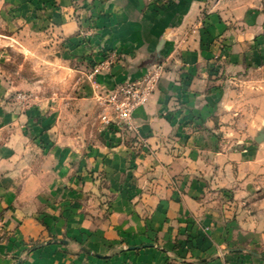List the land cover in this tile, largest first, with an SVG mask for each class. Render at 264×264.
I'll return each instance as SVG.
<instances>
[{
  "label": "crops",
  "instance_id": "crops-1",
  "mask_svg": "<svg viewBox=\"0 0 264 264\" xmlns=\"http://www.w3.org/2000/svg\"><path fill=\"white\" fill-rule=\"evenodd\" d=\"M210 3L0 0V10L23 15L25 32L47 26L67 42L64 68L82 81L79 101L94 93L104 110L101 144L64 148L55 133L58 102L35 96L30 105L16 98L0 106V264H180L172 258L186 254L184 249L216 246L218 232L210 235L202 222L188 224L194 201L169 187L171 176L187 170L186 161L161 146L173 128L159 115L172 96L208 83L219 27L215 10L204 14ZM162 39L168 61L158 71L156 92L133 111L138 136L109 98L120 85L147 74L144 64ZM40 123L53 129L43 136L55 141L47 155L33 146ZM141 138L152 144L153 155Z\"/></svg>",
  "mask_w": 264,
  "mask_h": 264
},
{
  "label": "rangeland",
  "instance_id": "rangeland-1",
  "mask_svg": "<svg viewBox=\"0 0 264 264\" xmlns=\"http://www.w3.org/2000/svg\"><path fill=\"white\" fill-rule=\"evenodd\" d=\"M209 6L204 14L215 10L219 17L217 58L205 88L172 96L170 107L159 113L173 128L160 143L186 161L187 170L171 176L169 187L175 196L194 201V212L189 209L194 220L188 224L202 222L210 228L207 233H218L214 248L193 245L171 258L180 264H264V139L257 141L264 135V0H211ZM22 16L0 10V106L16 98L28 105L29 97L54 100L61 146L101 144L104 110L94 93L87 94L86 103L79 101L82 81L64 68L67 42L47 26L25 32ZM201 29H207L206 23ZM12 36L16 41L7 38ZM82 64L77 61L76 67ZM161 78L162 73L156 88ZM51 106L47 103L46 109ZM40 125L33 146L47 155L55 141L43 136L53 129ZM131 129L138 135L136 125ZM140 140L150 150L152 144Z\"/></svg>",
  "mask_w": 264,
  "mask_h": 264
},
{
  "label": "built area",
  "instance_id": "built-area-1",
  "mask_svg": "<svg viewBox=\"0 0 264 264\" xmlns=\"http://www.w3.org/2000/svg\"><path fill=\"white\" fill-rule=\"evenodd\" d=\"M159 70L148 72L137 81H128L117 87L109 98V102L115 106L119 119L127 121L133 128V111L153 93L156 88ZM25 98V96H23ZM103 121L110 124L111 121L104 117Z\"/></svg>",
  "mask_w": 264,
  "mask_h": 264
},
{
  "label": "water",
  "instance_id": "water-1",
  "mask_svg": "<svg viewBox=\"0 0 264 264\" xmlns=\"http://www.w3.org/2000/svg\"><path fill=\"white\" fill-rule=\"evenodd\" d=\"M171 35L172 32L170 33ZM166 39H162L159 43L158 46L156 47V51L154 52V56L150 57L146 62H145V72H149L153 69H157L161 67V64L166 60L167 58V53L164 52V42ZM264 139V135L262 134L259 138H257V141L260 142Z\"/></svg>",
  "mask_w": 264,
  "mask_h": 264
}]
</instances>
